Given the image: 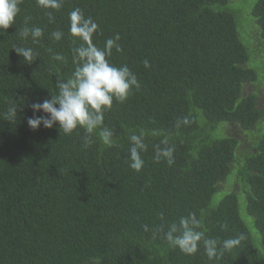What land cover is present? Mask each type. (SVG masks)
Wrapping results in <instances>:
<instances>
[{
	"label": "trees",
	"instance_id": "1",
	"mask_svg": "<svg viewBox=\"0 0 264 264\" xmlns=\"http://www.w3.org/2000/svg\"><path fill=\"white\" fill-rule=\"evenodd\" d=\"M240 1L253 0H63L49 24L37 0H22L14 24L0 35V264H264V109L256 92L242 94L246 84L263 88L264 78L257 82L246 66L236 18L216 10ZM77 7L98 23L97 47L119 34L122 51L113 49L109 62L127 65L141 85L105 113L111 145L99 129L84 148L83 128L66 135L58 124L37 130L27 124L31 105L58 94L57 80L75 69L72 49L81 42L69 32L68 14ZM250 15L242 25L246 39L263 40V52L264 0L253 3ZM25 17L44 29L38 42L19 36ZM55 30L64 33L60 41L51 38ZM15 47L33 48L37 60L28 64ZM49 48L67 62L53 60ZM13 104L17 116L9 120ZM185 116L190 123L177 127ZM232 125L253 135L250 148L228 131ZM218 127L224 137L213 138ZM140 133L148 149L137 172L128 148L130 135ZM163 139L175 148L171 166L154 159ZM230 174L233 191L210 206ZM240 194L252 227L239 215ZM189 212L206 237L243 234L244 241L209 260L202 244L187 257L143 231L145 224L167 230Z\"/></svg>",
	"mask_w": 264,
	"mask_h": 264
},
{
	"label": "clouds",
	"instance_id": "2",
	"mask_svg": "<svg viewBox=\"0 0 264 264\" xmlns=\"http://www.w3.org/2000/svg\"><path fill=\"white\" fill-rule=\"evenodd\" d=\"M22 0H0V35L3 30L11 27L17 15L20 13V3ZM38 6L45 10L49 24L54 23L53 12L63 7V0H37ZM69 32L72 37L79 38V46L72 49L73 63L75 69L69 79L57 80L56 88L58 94L52 95L51 99H44L42 102L33 103L31 109L33 116L27 119L30 129L37 130L41 125L45 129L59 125L66 135H70L74 130L83 128L82 137L84 148L90 147L95 140L92 134L99 129V137L105 145L113 143V130L104 127L105 113L112 108L113 101L123 103L131 94L132 90L140 88V82L134 72L127 65L115 66L109 62L113 49L117 53L122 51L118 41L120 36L117 33L114 37L106 39L102 48L93 43V35L98 33L99 25L90 16L86 17L80 8H74L68 14ZM30 17H25L24 26L19 31L21 39L38 42L44 35V29L39 26H29ZM64 33L59 30L51 32L54 41H60ZM76 43V41H73ZM17 55L21 56L25 62L32 64L37 60L38 52L31 47H15ZM52 54V59L66 63V57L60 53ZM145 68H150L148 59L142 61ZM43 113L45 115H36ZM7 118L16 120L17 105L13 104L7 110ZM190 120L183 117L176 123L188 125ZM128 148L130 167L139 172L144 166L142 153L146 152L148 145L145 143L143 133L132 134L129 137ZM173 146H169L167 139H163L159 144L154 145V159L156 162L165 160L169 166L174 164ZM163 220V215L161 214ZM201 220L195 212L180 217L178 222L167 225V230L163 224L154 229L149 225H143L144 232H152L153 238L160 235L169 245L175 247V251L183 256L192 257L198 252L201 244L209 260H218L226 253L239 247L245 236L238 234L234 237L220 240L219 238L206 237L204 232L198 231ZM222 231L228 229V224L219 225ZM96 264H101L97 260Z\"/></svg>",
	"mask_w": 264,
	"mask_h": 264
},
{
	"label": "rangeland",
	"instance_id": "3",
	"mask_svg": "<svg viewBox=\"0 0 264 264\" xmlns=\"http://www.w3.org/2000/svg\"><path fill=\"white\" fill-rule=\"evenodd\" d=\"M255 1L256 0H253L250 3L249 6L244 4L242 1L238 2L236 5H234L232 3H229V4L225 5V6L216 8V10L217 11L230 12L233 15V17L236 18L238 34L240 36V39H241L242 43L246 46L247 52H248V56H249V61H248L246 66L249 67V68H252V69H254L256 71L257 79H258L257 82H259L261 79L264 78V48H263V52L261 51V48H260V47H263V45H261V44H263V40L260 43L258 41H255V45H249V41L246 39V35L244 33V28L242 26L243 23L246 22V20L249 19V20L252 21L250 13H251L252 5H253V3ZM254 24H255V22H254ZM258 33L259 34H257V35H260L259 29H258ZM259 84H261V83H259ZM252 92H256L258 94V102H257L258 108L259 109H264V87L260 89L257 85L255 86V85H252V84H246V85L243 86V89H242V94L243 95H246V94H249V93H252ZM259 99H260V101H259ZM223 125H220V126H223ZM232 126L234 127V125H232ZM219 127L217 128V130L215 132H213L211 134V136L213 138L224 137L223 134L221 133ZM234 128L230 127V129H228V131L230 133H233V134L236 135L235 137L240 140L242 147H243V144H245L248 148H250L251 145H252V141H253V135L248 134V136L250 138L249 139L239 129H237L236 127H234ZM230 176H231V174L229 175L227 180L230 179ZM233 189H234V187L231 185V181L230 180L228 182H226V183L220 184L219 185V193H217V195H215V197L213 198L210 206H212V207L216 206L218 201L225 194H228V193H222V192H232ZM238 198H239V207H238L239 215H240L241 219L248 226L252 227L251 218L248 216V214H247V212L245 210V203L243 204V202H242L243 194H240L238 196Z\"/></svg>",
	"mask_w": 264,
	"mask_h": 264
}]
</instances>
